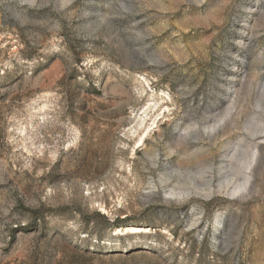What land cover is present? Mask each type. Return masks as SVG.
Instances as JSON below:
<instances>
[{
	"label": "rangeland",
	"instance_id": "374dc122",
	"mask_svg": "<svg viewBox=\"0 0 264 264\" xmlns=\"http://www.w3.org/2000/svg\"><path fill=\"white\" fill-rule=\"evenodd\" d=\"M0 264H264V0H0Z\"/></svg>",
	"mask_w": 264,
	"mask_h": 264
}]
</instances>
